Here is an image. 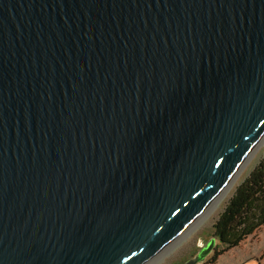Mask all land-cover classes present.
I'll return each instance as SVG.
<instances>
[{
	"label": "water",
	"instance_id": "1",
	"mask_svg": "<svg viewBox=\"0 0 264 264\" xmlns=\"http://www.w3.org/2000/svg\"><path fill=\"white\" fill-rule=\"evenodd\" d=\"M263 141L264 0H0V264L149 263Z\"/></svg>",
	"mask_w": 264,
	"mask_h": 264
},
{
	"label": "trees",
	"instance_id": "2",
	"mask_svg": "<svg viewBox=\"0 0 264 264\" xmlns=\"http://www.w3.org/2000/svg\"><path fill=\"white\" fill-rule=\"evenodd\" d=\"M212 228L218 241L212 260L264 231V157L236 186Z\"/></svg>",
	"mask_w": 264,
	"mask_h": 264
},
{
	"label": "rangeland",
	"instance_id": "3",
	"mask_svg": "<svg viewBox=\"0 0 264 264\" xmlns=\"http://www.w3.org/2000/svg\"><path fill=\"white\" fill-rule=\"evenodd\" d=\"M264 157V147H261L251 158V161L239 175L237 181L234 182L232 188L225 198L222 199L220 205L202 224L186 233L176 244L171 245L161 256L155 258L157 264H183L187 260H191L198 250L202 248L213 237V224L217 215L223 210L228 198L231 197L236 186L249 175L251 170ZM215 239V238H214ZM216 240V239H215ZM217 244L218 241L216 240ZM212 256L206 257V264H264V231L254 237L248 238L245 243L237 249H233L225 254L218 256L212 260ZM258 260H260L258 262Z\"/></svg>",
	"mask_w": 264,
	"mask_h": 264
},
{
	"label": "bare ground",
	"instance_id": "4",
	"mask_svg": "<svg viewBox=\"0 0 264 264\" xmlns=\"http://www.w3.org/2000/svg\"><path fill=\"white\" fill-rule=\"evenodd\" d=\"M261 147H264V141H263V143L259 146V148H261ZM259 148H257L256 151H258ZM255 153H256V152H255ZM250 161H251V159H250ZM250 161L248 162V164L250 163ZM248 164H247V165H248ZM245 167H246V165H245ZM245 167H244V168H245ZM243 170H244V169H242L241 172H242ZM240 174H241V173H240ZM240 174H239V175H240ZM238 177H239V176H238ZM238 177H237V179H238ZM237 179H235V180L230 184V186L228 187L227 191H225V193L222 195V197L219 198V200L217 201V203L215 204V206H214L209 212H207V214H204V216H202V218H200V220H198V222L195 224V226L193 227L192 230H194V228H196L197 226H199L200 224H202L207 218L209 219V217L211 216V214H213V212H215L216 207H217L218 205H220V202L222 201V199L225 198V196H227V194L229 193L230 189L232 188L234 182L237 181ZM164 251H165V250H164ZM161 255H162V254L158 255L157 257L155 256V257H154L149 263H146V264H157L156 260H154V259H155V258H158V257L161 256Z\"/></svg>",
	"mask_w": 264,
	"mask_h": 264
},
{
	"label": "flooded vegetation",
	"instance_id": "5",
	"mask_svg": "<svg viewBox=\"0 0 264 264\" xmlns=\"http://www.w3.org/2000/svg\"><path fill=\"white\" fill-rule=\"evenodd\" d=\"M216 248H217V247H216ZM211 255H214V252L211 253L209 256H211ZM194 257H195V256H194ZM194 257H193V258H194ZM193 258H192V259H193ZM212 259H213V256H212ZM206 260H207V258H206L202 263H200V264H206Z\"/></svg>",
	"mask_w": 264,
	"mask_h": 264
}]
</instances>
